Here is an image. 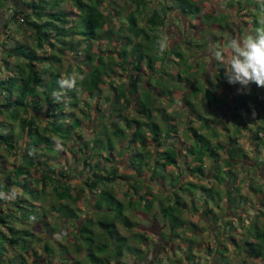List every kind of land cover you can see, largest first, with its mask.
Wrapping results in <instances>:
<instances>
[{
    "label": "trees",
    "instance_id": "1",
    "mask_svg": "<svg viewBox=\"0 0 264 264\" xmlns=\"http://www.w3.org/2000/svg\"><path fill=\"white\" fill-rule=\"evenodd\" d=\"M8 1L0 0V11ZM63 1L22 0L20 5L14 3L10 19L2 24L7 26L9 21L16 20L20 15L21 24L33 44L17 43L6 47L5 42L0 41L3 54L0 65L7 72L0 77V149L14 151L21 158L20 163L5 166L0 161V193L4 194V198H0V264H27L29 258L36 260V249H32L30 256L27 253L34 232L21 227V224L31 228L37 224L50 236L54 224L49 219L53 214L60 220L65 218L66 223L71 222L74 227L72 233L66 234L70 237L75 255L65 248L60 249V264H110L111 261L118 262L124 251L142 257L143 249L131 247L127 237L116 227L115 221L134 226L135 223L127 215V211L131 210L144 214L141 217L144 220L149 216L157 220L168 216L169 223L161 226L163 229L168 226L170 250L176 254L182 242L172 241L171 236L178 240L184 237V228L188 224L185 213L194 212L197 219L211 222L213 229H218V233L214 230L208 232L215 244L204 247L206 253L214 252L222 261L227 260L228 248L232 245L237 252H246L245 256L248 255L256 264H264L257 245L258 223L263 221L264 224V209L258 207L249 220L242 218L247 210L241 204L248 201V196L241 193L243 178L240 174L245 173L246 169L252 170L253 166L246 164L250 157L238 137V134L247 131L251 140H262L264 109L260 102L264 101V88L250 84L253 90L251 96L242 89L238 91L236 88L231 93L229 90L228 93L235 99L230 115L235 126L232 131L227 126L220 129L217 121L221 113L216 112L224 108L227 101L225 96L220 98L211 94L204 84L211 77L206 61L224 79L225 69L222 64L211 62L209 54L194 60L197 49L208 52L211 45L223 47L226 57L230 59L232 54L227 42L233 36L241 35L242 29L245 33L254 31L259 23L258 15L262 14L264 18V0H165L166 3H156L145 16L146 27L139 25L137 15L145 14L147 0H132L136 2L133 11L128 14L126 10L120 11L127 23L117 20L116 25L112 19L119 17V14H113L115 8L109 3L104 10L100 8L101 0H70L75 8L70 11L60 6ZM205 2L208 3L207 11L203 8ZM169 9L179 12L177 18L181 21L189 19L187 24L191 37L174 43L161 54L157 45L160 34L157 31L169 21ZM234 14L239 16L235 18ZM215 30L220 33L215 34ZM201 31L206 32L204 36ZM226 34L229 36L225 37ZM93 41H107L108 44L115 41L117 49H109L115 55L94 50ZM67 52L75 62L68 76L76 77L77 84L72 89H61L57 81L62 78L59 70L62 63L67 62ZM119 70H131L133 73L124 82H113V74H118ZM201 73L205 77H201ZM46 75L48 77L45 78ZM81 76L82 80L79 79ZM151 77L155 78V83L151 82ZM197 77L203 79L201 83L209 92L210 99L215 98L212 112L217 118L200 112L201 105L207 108L211 102L197 88ZM168 82L177 83L178 88L169 86ZM102 93L104 96L100 95ZM93 95L107 105L102 109L96 103L98 117L91 112L87 100ZM199 95H202L200 102ZM177 98L186 103L183 107L188 118L186 123L180 121L179 111L158 104L162 100L173 103ZM239 105L247 111L256 109L259 112V121L254 128L249 129L242 118L238 119L240 112L236 110L233 114ZM43 108L47 109L43 112ZM85 118L93 124L94 136L79 145L90 149V153H86L81 146L76 148V144L72 145L82 152L78 153L82 162L93 168L91 173L85 175L83 182L91 194L92 208L89 209L97 217L91 215L78 225L77 220L82 217L78 215L75 205L83 197L85 188L72 185L71 189L63 167H57V163L47 160L52 155L60 162L65 155L63 147L71 133L75 132L76 137L82 138L77 130L85 127ZM194 120L200 123V127L192 125ZM15 124L19 125L21 133L16 132ZM181 124L183 137L190 141L181 139L182 143H177L174 139L181 138ZM219 130L225 134L222 136ZM18 135L23 145L27 144L24 148H17L15 137ZM221 136L227 138L226 144L222 143ZM256 149L262 152L258 147ZM255 150H252L254 155ZM220 151L224 153L223 157H220ZM72 152L76 156V152ZM94 155L95 161H92ZM117 158H123L128 164V169H123L122 173H119ZM207 160L211 164L208 171L205 169ZM33 169L40 171L39 177L32 176ZM143 173H149L148 181L141 178ZM185 174H188L187 177L193 176L192 180H185ZM119 178L128 181V186L135 190L137 197L131 194L126 203L116 197L115 190L109 185L113 182L118 184ZM201 179L205 182H200ZM254 183L258 188L253 187ZM184 184L194 186V193L199 190L201 195L210 197L214 207L209 208L204 202H198L201 207H197L195 198L188 203L178 196L177 189L183 188ZM246 185L247 189L256 191V197L264 206L258 181L247 182ZM151 186L168 190L166 197H157L155 193L150 195ZM220 186L224 187V192L218 188ZM185 192L190 198L195 196L189 191ZM48 194L53 195L49 213L44 206ZM155 202L160 205L155 206ZM227 206H230L229 212L235 215L226 214ZM238 212L240 218H236ZM207 213L212 214V221ZM236 220L238 226L235 225ZM61 227L62 223L59 222V229ZM93 227L99 229L98 233ZM137 227L140 228V225L137 224ZM187 228L195 235L204 232L197 222L190 223ZM241 229H245V232ZM148 235V232L139 230L133 237L149 240ZM99 237L102 240L96 243ZM49 241L46 238L41 248L47 256L45 264L50 263L55 255V246L50 247ZM184 241L195 242L190 237H184ZM182 244L183 250L188 247ZM248 245L252 247L248 248ZM188 249L184 251V258L195 257L191 248ZM81 251H84L83 257L78 258ZM174 260L178 263L181 261L178 257ZM36 263L40 264L39 260Z\"/></svg>",
    "mask_w": 264,
    "mask_h": 264
},
{
    "label": "rangeland",
    "instance_id": "2",
    "mask_svg": "<svg viewBox=\"0 0 264 264\" xmlns=\"http://www.w3.org/2000/svg\"><path fill=\"white\" fill-rule=\"evenodd\" d=\"M21 1L22 0H9L8 2L5 3L4 7L0 11V29L2 28L0 30V37L3 36V40L6 44V47L15 46V44H17V43H28L31 45L33 44L32 39H30V37L28 35V32L24 29L23 24H21L22 20L19 19L20 15L18 17H16L17 18L16 20L9 21L7 26H2V24L5 20L10 19L9 17L12 13L14 3H16L17 5H20ZM26 1H28V0H26ZM161 1L166 3L165 0H147L146 1V8L147 9L145 10V14H142V15L138 14L137 15L139 25L145 26V27L147 26V24L144 22L145 16L148 15L152 11V9L156 5V3L161 2ZM108 3L112 7L115 8V10L113 11V14L114 15L119 14V17H114L112 19L114 24L117 20L121 23L122 22L127 23V20L122 17L123 15H120V11L123 12L124 10H126V13L128 14L130 11H133L136 8V2H133L132 0H101L100 8H104V10H105V6H107ZM60 6L63 9L70 10V11H74V9H75L73 7V5L71 4L70 0H64ZM140 6H142V5L140 4ZM204 7H205L204 11H207L208 10V3L205 2V4L203 5V8ZM179 15H180L179 12H176L175 10L169 9V16H170L169 21L165 25H163L162 27L160 26V28L157 31L158 34H161V33L168 34L171 41H172L171 42L172 46L174 43L182 41L186 37H191L190 31H189L190 29L188 28L189 24H187L189 19H184L183 21H181L179 18H177ZM234 16L236 18L237 16H239V14H234ZM258 19H259V23L256 25L255 29L257 27H264L263 15L259 14ZM229 28H230V25L228 24V29ZM224 31H225V29H224ZM200 33H201V35L204 36V34L206 32L201 31ZM214 33L219 34L220 31L215 30ZM243 34H245V31L242 29L241 35H243ZM227 36H229V35L226 34L225 37H227ZM231 36H232V34H231ZM191 40H195V38H191ZM190 42H192V41H190ZM92 47L94 50L100 51V53H104L105 55H109V54L115 55V53L110 52L109 49H112V48L117 49V47L115 45V41H113L112 43H109V44L107 43V41H93ZM197 50L198 51L196 52L197 54H196L194 60H199V58H202L203 56H206L209 54V51L206 52V50H205L204 52H202L199 49H197ZM2 55H3L2 49L0 48V64H1ZM11 60L15 62V59L11 58ZM68 60L71 62H69ZM73 62L74 61L71 60L70 54H68V52H67V62L65 61L64 63H62L60 70H59L62 77L68 76L69 69H70L71 65H73ZM207 63H208V61H206V68L208 69V67H209L211 70L215 71V67H213L212 64L209 65ZM183 64H184V62H183ZM201 66H203L202 62H201ZM44 67H48V66L44 65ZM54 69H56V68H54ZM201 71H202V69H201ZM6 73L7 72L4 69V67L2 65H0V77L2 75H6ZM117 73L118 74H113V76H115V78L113 77L114 78L113 82H124L125 80H127V77L133 73V71L129 70V71L125 72L123 70H119V72H117ZM209 73H210V71H209ZM201 75H202V73L200 74V76ZM209 76H210V74H209ZM46 77H48V75H46L45 78ZM201 77H205L204 74ZM201 77L196 78V80L199 81V83L197 81L196 86H197V88H200L202 94L205 95L203 97L206 98V100H209L211 97L208 95L209 92H211V94H213V95H216V96L218 95V97H220V98H224V96H225L226 101H227L226 104H224L225 107L219 109L216 112V113H221L218 115L219 120L217 121V126L220 129L223 128V126H227L230 129V131H232L234 129L235 125H234L233 120H231L230 115H231V112L233 109V104L235 103V99L232 98V95H230V93L233 92V90L236 88L241 90L240 85L229 84L227 82V79H224V76L221 75L220 72H217V73H215V81H213V79L211 77H209L210 78L209 82L204 83L205 85H207V88L210 89V91L207 92L206 89L204 88V84L201 83V81L203 80V79H201ZM107 82H108V80H107ZM151 82L155 83L154 77H151ZM168 84H169V86H177V88H178L177 83L168 82ZM249 89L250 90L242 89L241 91H245V93L248 96H251L253 94V90L250 88V85H249ZM229 90H230V93H228ZM100 95L104 96V93H102ZM201 96L202 95H199V98H200V100L198 99L199 102L201 101ZM190 98L193 101V99H194L193 93L190 94ZM258 98L261 99V96H259ZM214 99H215L214 97L210 99L211 106H206L207 108H204V106L201 105L200 106V112L202 111V113L206 116H209L212 118H217L215 116V112H212V109L214 108V104H216ZM250 99H249V101H250ZM87 100L90 103V110L93 113V115H95V117H98V115H99V112L97 111V107L95 106L96 103H98V105L102 109L106 108V106H107L106 104L102 103L103 101L101 98H96V96H94V95L92 96V98H87ZM162 101L161 102L158 101L159 102L158 104H160L162 107L170 108L171 110H177L180 112L179 119L182 123H186L188 121V118H186V113H185V111H183L184 110L183 107L186 104L184 101H181L180 98H177L176 102H173V103L172 102L165 103L164 101L163 102ZM156 104H157V101H156ZM260 104L262 105V107L264 109V101L263 102L261 101ZM260 104H259V106H260ZM208 108H210V112H209ZM46 109L43 108L42 111L44 112ZM76 110H78V108ZM236 110L238 113L240 112V115H241L240 117H238V119L242 118L245 121V123H247L246 127H249V129H251V128H254V126H256V124L259 121V119H258L259 112L256 111V109L247 111L245 108H243L242 105H239L238 108L233 111V114L236 113ZM250 118H252L254 120L252 121V120H250ZM83 121H85L83 124L85 127L77 130L80 132V134H82V138L79 139L78 137H76L75 132L71 133L69 135L67 143L63 147L64 151H65L64 152L65 155L60 159V162H57V160L59 158H57V160H56V158H53L52 155L47 160L53 164L57 163L56 164L57 167H63V171L66 174L65 179H67L69 181V183L71 184V189H72V185L85 188L83 197L75 205L77 208L76 211H77L78 215L82 217V218L77 220L78 225H81L85 219H88V218L93 216V213L89 209V208H92V202H91V198H90L91 194L88 191V189L85 187L84 182H83L85 175L91 173L93 171V168L90 166H87V164L82 162L81 156L78 154V153H82V152L77 150L76 148L77 147L79 148L81 146V148L83 147V149H85V151H87L86 153H88V154L90 153V151H89L90 149H88L87 147H85L83 145H79V143L84 142L86 139L93 138L94 128H93V124L87 122L88 120L86 118ZM192 125L196 126V127L197 126L200 127V123L197 120H194ZM18 126L19 125L15 126V130L19 134V133H21V130H20V127H18ZM179 126H180L179 130H180L181 138L177 139V137L175 136L176 138L174 139V142L182 143L181 139H183L184 141H190L188 138L183 137L182 124ZM202 128H203L202 129L203 132H206V134H207L206 129L204 127H202ZM220 134H222V136H223L225 133L223 131H220ZM259 135L261 136V134H259ZM222 136L220 137L221 141L223 144H226L227 138L222 137ZM238 137H239V141H240L241 145L244 147V149L247 151V153L250 157L249 160H246V164H250L251 166H253L252 170L246 169V171L244 170L245 173H243L242 172L243 170H241L242 173L240 174V177L242 176V178H243V188L241 190V193L248 196V201L241 204L244 206L245 210H247V211H245V214H242V218H244L245 220H249L252 218V215L257 212L258 207H263V209H264V206L262 204H260L259 199L256 197V194H257L256 191L252 190V188L247 189V185H246L247 182H251V181L256 182V180H257L259 185L261 186L263 200H264V135L261 138L262 140H254L253 141L250 139V133L247 131H243L242 133L238 134ZM15 138L17 141V143H16L17 148H18V146H20V148L21 147L24 148L27 145V144L23 145L24 144L23 140L21 139V137H19V135L16 136ZM72 144H76V145H74V146H76V148H74ZM257 147L260 150H262V152H259V150L256 149ZM161 148H163V147H161ZM73 150L76 152V156L73 155V152H72ZM252 150H255L256 155H254L252 153ZM0 153L3 155V157L0 158V161H3L4 166L6 164L10 165L11 163H20L21 162L20 156L18 155V153L14 152V151L7 152L5 149L1 148ZM219 155H220V157H223L224 153L222 151H220ZM255 156H257V157L254 158ZM95 157H96L95 155L92 157V159H93L92 161H95ZM117 159H118L117 164L119 167V173L120 172L122 173L123 169H128V164H127L126 160H124L123 158H117ZM210 166H211V164L207 160L206 166H205L206 171H208L210 169ZM239 166L240 165H237V167H239ZM8 171H6V173ZM187 173H188V171H187ZM32 176L39 177L40 171L37 169H33L32 170ZM140 176L142 179L147 180L149 178V173H143ZM187 176H188V174H185V176H183V178L184 177L186 178ZM192 177L193 176H189L185 180H192ZM207 177L210 178V175L208 174ZM117 181H120V182L118 184L113 182V184L109 185V188H112L115 190V195L118 199H120L121 201L126 203L128 201V197L131 194L137 197L135 190L132 189L130 186H128L127 180L124 181V178L122 180L119 178ZM199 181L202 183L205 182L204 179H201ZM177 182L179 183V180ZM147 183H149V182H147ZM253 187L258 188L257 183H254ZM14 188H15V186L11 187V189H14ZM218 188L220 190H222L223 192L225 191L223 186H220ZM158 190L163 191L164 189H162V188L157 189L155 186L149 187L150 195H152V193H155L157 195V197L159 195H161L162 197H166L165 195H166V193H168V190L163 191L164 193L159 192ZM48 191H49V189H48ZM185 191H189V192L195 194V196L193 195L190 198V195L186 194ZM177 194H178V196H181L183 199L185 198V200L188 203H189L190 199L195 198L197 207H201L200 204H198V202H200V203L204 202L206 204V206L209 208L214 207V202L212 201V199L210 197H206V196L201 195L202 192L199 190H197V192L194 193V186L184 184L183 188L177 189ZM51 197H53L52 194L47 195V198L45 200V205H44L48 213L50 212L49 206L52 204V201H53V198H51ZM149 197H151V196H149ZM158 202H155V206H157L158 204L160 205V203H158ZM237 207H236V210H237ZM229 208H230V206H227L226 214L229 213L230 215H235V214H233L232 211L229 212V210H230ZM199 209H201V208H199ZM207 214L210 217L209 219L212 221L213 220L211 218L212 214L211 213H207ZM220 214H221V212H220ZM127 215L129 216V219L132 221V223H135L134 226L132 227L131 224H124L122 222L115 221L117 230L122 235L127 237V242L131 247H139V248L143 249V256L138 257L136 255L128 253L127 251H124L123 255L121 256V258L119 259L118 262L111 261L110 264H249V263L256 264L255 262L252 261V259H250L248 257V255L245 256L246 252L245 253L241 252V251H240L241 253L237 252V248H234L232 245H229L228 252H227L229 255V258L227 260L222 261L221 258L219 256H217L214 252L210 253L207 251V253H208L207 254L204 247H206L208 245L213 247V245L215 244V242H213V237L210 236L208 234V232H211V230H214L216 233H218V229H213L214 225L211 222L207 223V222L201 220L200 218L197 219L194 212H191V214L185 213L186 223H188V224H186L185 228H184L185 232H186V233H184V237L185 238L190 237L193 240H195V242L188 243V241H187V243H186L184 241V237L179 238V240H178V238L171 236L173 239L172 241H175L178 243H181V242L185 243L186 246L191 248V250L193 251V254H195V257L190 256L188 258H184L185 257L184 251H187L188 247L184 248V250H183L184 244H182V243L180 245L182 250L179 247L178 252L176 251L177 254L174 253L173 250H170V243H169L170 235H168V232H167L168 226H166L164 229H163V226H161V224H164V223L168 224L169 223L170 219L168 216L167 217H164V216L160 217L159 220L154 219V218L151 219L149 216L148 219L144 220L143 218H141V217H144V214H142L141 212L139 214H137L133 210L127 211ZM182 215L184 216V214H182ZM227 216H229V215H227ZM240 216H241V214L238 212L236 218H240ZM93 217L96 218L97 215L94 214ZM192 217H194V218H192ZM49 220L52 224H54V228H53L54 230L50 236L45 234L44 230H41V228L37 224L33 228H31L30 226H26L25 224H21V227L29 228L34 232V237L30 241V244H31L30 247L31 248H29L27 251V253H29L28 256H30V253H32V249H36V251L38 253V257H36V260H32L31 258H29L27 260V264H38V263H36L37 260H39L40 264H45V262L47 260V256L45 255L44 251L41 250V248L43 246V243H45L46 238L50 240L48 242V245L50 247L55 246V255L53 256L52 261L50 263H46V264H60L58 256L60 255L59 250L62 248L67 249L69 251L68 253L75 255L74 249L71 246L70 237H68V235L66 234V233H72V231H74L73 224L71 222L66 223L65 218L60 220L54 214H53V216L50 217ZM59 222L62 223L61 229H59ZM194 222H197L199 229H201V228L204 229L203 233L196 234V235L193 233H190L191 232L190 228H187V227L190 225V223H194ZM98 224L99 223L97 222L96 226H98ZM137 224L140 225V228L137 227ZM235 225L238 226L237 220L235 221ZM258 225H259V229H258L259 237L257 239V241H258L257 245L259 246V255L264 260V224H263V221H260L258 223ZM93 228L95 230V233H98L99 229L95 228V227H93ZM139 230L148 232V234H149L148 237H150L149 240L133 237V234L136 232H139ZM241 231L245 232V229H241ZM243 236H244V234H243ZM180 239H182V240H180ZM99 240L100 241L102 240L101 237L96 238V243H98ZM249 247H252V245H248V248ZM238 250H240V249H238ZM179 251H181V252H179ZM209 251H210V249H209ZM83 252L81 251V253L78 255V258L83 257ZM188 252H190L189 249H188ZM66 255L69 256V254H66ZM69 257H71V256H69ZM177 257L179 259H181V261L179 263H178V261L174 260ZM262 263H264V261Z\"/></svg>",
    "mask_w": 264,
    "mask_h": 264
},
{
    "label": "clouds",
    "instance_id": "3",
    "mask_svg": "<svg viewBox=\"0 0 264 264\" xmlns=\"http://www.w3.org/2000/svg\"><path fill=\"white\" fill-rule=\"evenodd\" d=\"M171 42L168 34L159 35L157 45L161 54L170 48ZM227 47L232 54L230 59L226 57L223 47L211 45L209 48L211 62L215 61L223 65L227 82L231 85L238 84L241 89L250 90L249 85L252 83L264 88V27H257L254 31L233 36L227 42ZM208 70L215 81V71L209 67ZM79 79L82 80L83 77ZM57 83L61 89H72L76 87L77 79L70 75L60 78ZM0 198H4L3 193H0Z\"/></svg>",
    "mask_w": 264,
    "mask_h": 264
},
{
    "label": "crops",
    "instance_id": "4",
    "mask_svg": "<svg viewBox=\"0 0 264 264\" xmlns=\"http://www.w3.org/2000/svg\"><path fill=\"white\" fill-rule=\"evenodd\" d=\"M1 29H2V28H1ZM1 29H0V30H1ZM0 39H1L0 41H4V40H3V36H1Z\"/></svg>",
    "mask_w": 264,
    "mask_h": 264
},
{
    "label": "built area",
    "instance_id": "5",
    "mask_svg": "<svg viewBox=\"0 0 264 264\" xmlns=\"http://www.w3.org/2000/svg\"><path fill=\"white\" fill-rule=\"evenodd\" d=\"M19 19H20V20H22V18H21V17H20Z\"/></svg>",
    "mask_w": 264,
    "mask_h": 264
}]
</instances>
